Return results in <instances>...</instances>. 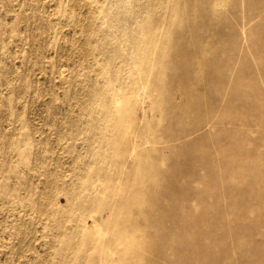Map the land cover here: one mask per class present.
Returning <instances> with one entry per match:
<instances>
[{"label": "rangeland", "instance_id": "374dc122", "mask_svg": "<svg viewBox=\"0 0 264 264\" xmlns=\"http://www.w3.org/2000/svg\"><path fill=\"white\" fill-rule=\"evenodd\" d=\"M0 264H264V0H0Z\"/></svg>", "mask_w": 264, "mask_h": 264}]
</instances>
